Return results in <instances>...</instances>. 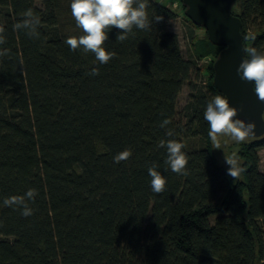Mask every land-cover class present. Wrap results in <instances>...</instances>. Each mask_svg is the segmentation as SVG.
Listing matches in <instances>:
<instances>
[{"label":"trees","instance_id":"obj_1","mask_svg":"<svg viewBox=\"0 0 264 264\" xmlns=\"http://www.w3.org/2000/svg\"><path fill=\"white\" fill-rule=\"evenodd\" d=\"M239 1L241 12L232 10L246 49L264 52V0ZM70 3L0 0V50H9L0 57V264L264 261V135L241 144L244 177L233 179L213 153L204 119L207 102L224 95L214 83L222 47L208 38L217 51L200 65L201 55H185L169 28L177 13L149 0L150 29L134 28L121 42L113 28L104 47L115 56L100 64L65 43L83 34ZM28 9L41 21L38 38L14 29ZM93 68L99 75L88 74ZM165 119L171 123L161 127ZM169 139L184 145L186 176L166 163L159 143ZM125 149L131 157L115 163ZM153 164L167 181L160 194L150 186ZM30 188L38 193L27 201L33 215L3 206Z\"/></svg>","mask_w":264,"mask_h":264},{"label":"clouds","instance_id":"obj_2","mask_svg":"<svg viewBox=\"0 0 264 264\" xmlns=\"http://www.w3.org/2000/svg\"><path fill=\"white\" fill-rule=\"evenodd\" d=\"M149 0H71V15L75 25L83 33L79 36H69L65 43L71 50L82 49L84 53L94 54L96 61L100 64H107L114 56V52L107 51L104 47L108 41V33L116 28L119 34L118 41H124L133 29L148 30L153 21L149 20L147 9ZM23 19L14 25L15 30H26L30 37L38 38L37 31L41 21L28 9L23 13ZM161 18L154 17L158 22ZM5 28L0 25V45L6 42L4 36ZM254 39V37H253ZM249 58L243 59L239 63L236 71L242 81L253 85V92L259 101L264 102V54L258 53L255 47L245 50ZM9 54L8 49L0 50V57ZM91 76L99 75L98 68H93L88 73ZM238 109L229 103L225 95H216L207 102L204 111V119L209 125V137L215 149H221L220 137L227 136L236 143L245 142L250 136L255 135L256 125L254 122H245L238 117ZM169 119H165L161 127L170 124ZM173 130L169 129L167 136H173ZM159 147L166 148V163L171 171L179 175H187L188 156L182 150L183 143L169 139L161 140ZM132 155L130 149L118 153L114 157L115 163H120L129 159ZM229 166L227 174L233 179H237L245 171L240 166L235 154L231 157H224ZM151 177L150 186L154 193L160 194L165 191L166 178L157 171V166L153 164L148 168ZM38 193L35 189H28L24 195H13L3 200V206L22 209L21 215L28 217L33 215V209L29 207L27 201L34 200Z\"/></svg>","mask_w":264,"mask_h":264},{"label":"water","instance_id":"obj_3","mask_svg":"<svg viewBox=\"0 0 264 264\" xmlns=\"http://www.w3.org/2000/svg\"><path fill=\"white\" fill-rule=\"evenodd\" d=\"M186 6V15L198 25H202L209 40L221 46L214 62V83L236 107L239 119L254 122L255 135H264V102L258 100L251 83L242 81L237 74L241 60L248 59L243 39L242 19L233 13L239 0H181Z\"/></svg>","mask_w":264,"mask_h":264},{"label":"rangeland","instance_id":"obj_4","mask_svg":"<svg viewBox=\"0 0 264 264\" xmlns=\"http://www.w3.org/2000/svg\"><path fill=\"white\" fill-rule=\"evenodd\" d=\"M166 5L172 8L176 13L177 17L173 18L169 21V28L179 34L181 47L185 53V55H201L203 59H197L200 65H207L209 58L214 57V53H216V47L208 40L207 31L204 27L198 26L193 27L192 23L186 19V15L184 13V6L182 5L180 0H162ZM242 9V2L235 3L234 10L236 13H240ZM191 28L194 29V38H191L192 31ZM264 54V52H261ZM206 79V78H205ZM188 93V87L185 86L182 93L179 97V107H182L186 102ZM248 138L246 141H249ZM221 141V149H215L213 143V153L219 164L224 166L228 170V165L225 162L224 157H231L235 154L238 159L240 166L242 167L243 158L240 156V148L242 143H236L232 141L227 136L220 137ZM260 156V168L264 171V147L258 150ZM244 177L243 172L237 179H242ZM256 264H264V261L261 259L257 260Z\"/></svg>","mask_w":264,"mask_h":264},{"label":"built area","instance_id":"obj_5","mask_svg":"<svg viewBox=\"0 0 264 264\" xmlns=\"http://www.w3.org/2000/svg\"><path fill=\"white\" fill-rule=\"evenodd\" d=\"M209 60H210V58H209Z\"/></svg>","mask_w":264,"mask_h":264}]
</instances>
